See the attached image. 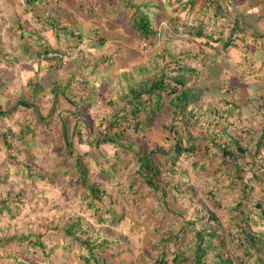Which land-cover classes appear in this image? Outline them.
Here are the masks:
<instances>
[{
	"label": "rangeland",
	"instance_id": "374dc122",
	"mask_svg": "<svg viewBox=\"0 0 264 264\" xmlns=\"http://www.w3.org/2000/svg\"><path fill=\"white\" fill-rule=\"evenodd\" d=\"M219 1L197 0L194 6H190L187 0H132L137 5L148 4L147 8L139 6V9L149 15L151 25L157 29V33L144 42H140L141 39L139 40L132 24L134 10L131 8H123L119 17L122 26L118 27V23L103 15L102 11L106 10L96 0H89L92 5L90 13H82V8L74 7V0H57L56 4L54 0L49 2L53 4L51 7L65 6L69 9L66 10L67 20L73 22L78 19L82 37L85 35L83 41L73 37L66 47H62L66 59L64 58V62L53 59L51 66L54 68L49 70L52 71L50 78L54 75L62 76L72 70L75 72L73 84L77 81L78 83L76 87H63L65 91L56 95L57 103L54 102L55 96L50 97L51 100L41 102L42 93L37 90L35 100L33 103L29 102L30 109L28 104H21L17 108L19 115L15 118L9 117L8 126L15 128V132H11L10 136L11 149L18 148L17 164L20 163V167L19 171L8 174L6 185L0 186L1 198L6 199L0 203V236H13L12 239L4 241L6 243L3 247L0 245V264H83L80 255H85V249L78 242L62 238V230L55 228L56 225H63L77 216L84 225L88 222L92 226L86 227V232L92 238H106L111 241L110 250L116 253L115 259H120V264H152L157 252L153 246L157 244L159 234L166 226L168 228V222H165L169 220V215L164 211H168L169 207L171 210L174 207L186 210L184 215H174V218H178L182 223L192 220V224L186 228V251L193 260L198 241L195 233L202 228L199 217L201 213H205L206 208H211L217 213L225 230L229 229L232 235L239 231L237 221L229 219V208L241 202L243 208L250 212V217H254L251 212H259L256 203L264 201V180L253 177L251 169L257 172L258 178L262 176V149H259L260 153H253L252 157L247 154L249 147L244 150L243 154L247 157L244 156L243 161L253 163L249 162L246 166L242 164L243 169L236 172L233 160L226 158L227 162L222 163L218 156L212 155L211 149L206 152V144L201 142L197 152L200 154L198 156H202L199 159L200 164L194 166L191 162L195 158L182 154L176 161L178 172L171 174L164 171L159 185L162 187L167 183L173 191L167 192L164 200L159 202L153 190L142 181L141 174L134 172L142 167V164L136 162V156L131 150L121 151L111 143L100 142L96 145L95 138H92L96 133L105 130L110 118L121 106L117 96L134 83L139 66L146 69L142 78L160 75L163 71L171 77L176 73L172 69L176 62L184 60L198 70L202 82L212 80L215 88L219 89V95L215 98H210V94L202 97L211 100L207 104L208 108L211 107V112L208 110L203 116V119H210V122L200 128L201 131L206 135L221 128L220 126H227L239 139L246 133L245 139L251 147L260 139L264 125V100L260 95L256 96L255 88L264 84V0H230L233 6L229 0ZM210 3L212 5L209 6ZM214 4L226 13V16L215 14ZM235 19L245 29L243 39L233 41L235 46L220 50V42L216 40H209L210 46L198 45V37L193 34V29L198 23L203 22L206 35L212 33L213 38L217 39L220 36L224 38L230 32ZM107 21L109 28L106 26ZM41 45L30 55L36 63L48 60L39 56L46 48ZM52 48H57V45ZM32 60L28 62L32 63ZM230 66L235 68L234 76L230 74L233 70ZM230 79H237L246 85L241 86V91L230 88L229 82L233 83ZM248 83L251 89L243 90L247 88ZM235 89L240 92L236 102L241 107L229 112L228 104L233 101L231 93ZM244 91L251 95L246 102H242ZM163 94L167 100L169 96L165 92ZM253 101L254 109L250 104ZM51 102H54V109L50 112ZM26 113L31 116L23 121ZM164 113L166 116L163 118L159 114L153 125L143 126L145 129L142 128V134L135 135L133 140L140 143L139 148L143 153H149L151 158L163 164L162 167L168 168L169 165L164 163L165 156L163 157L162 151L172 146L175 133L181 132L182 122H170V112ZM34 114L38 115L39 119H36ZM259 115H263L260 120ZM12 120L13 123L20 120L22 123L13 125ZM164 123H174L175 130L164 129ZM63 127H68L66 138L71 142L70 150L65 146ZM106 131L113 133L114 129L109 128ZM14 137L20 138L17 140ZM223 140L224 138L218 139L221 143ZM235 150L237 154L241 153ZM75 153L83 156L89 180L99 182L115 200L111 204L107 197L104 198V209L115 213L113 216L111 213L104 215L105 219L117 218L115 223L111 224L107 219L95 222L93 208L86 206L88 200L84 195L87 190L80 186L77 178L74 167ZM113 163L118 165L117 171L111 172L112 178L106 181L101 170ZM211 170L218 175V181L212 180ZM129 177L136 180V187H133L136 192L129 188ZM247 177L251 180L248 181ZM242 182H246V199H241L240 196ZM217 203L218 206L214 205ZM96 205L101 204L96 202ZM258 205L260 206L259 203ZM227 218L229 222L226 223ZM252 228L256 231L260 227L252 225ZM112 231L116 234L111 233ZM25 235H29L31 241L35 236H40L45 252L49 247L53 248L50 255L44 257L37 247L29 246L30 240L21 238ZM115 236H120L119 240ZM188 241L193 247L189 246ZM66 242L70 243L67 249L60 247ZM206 244L207 242H204L201 247ZM157 246L160 247L161 244ZM173 246L171 245V249ZM228 246L233 250L232 253L241 255L236 243ZM215 252L210 250L202 258L210 263L214 260ZM253 259L254 256L250 263Z\"/></svg>",
	"mask_w": 264,
	"mask_h": 264
},
{
	"label": "trees",
	"instance_id": "16d2710c",
	"mask_svg": "<svg viewBox=\"0 0 264 264\" xmlns=\"http://www.w3.org/2000/svg\"><path fill=\"white\" fill-rule=\"evenodd\" d=\"M36 1L37 0H25V4L29 7ZM84 1V3H79L78 0H74L76 3L74 7L77 9L82 8L83 10H80L82 13H90L92 11V5L89 3V0ZM96 1L106 10L102 11L103 15H107L108 20L112 19L115 23H118V27L122 26V22L121 20L119 21V17L123 8L127 7L133 9V17L131 20L139 36V40L141 39L140 42L149 41V39L157 33V29L151 25L149 15L145 12H141L139 9V6L147 8L148 4L139 3V5H137L134 4L132 0ZM171 1L174 0H170V2ZM195 1L197 0H187V3H189L190 6H194ZM216 2L219 3L220 1L216 0ZM229 2L231 1L229 0ZM210 5H212V3H210L209 6ZM231 5L233 6V2H231ZM213 7L215 14L226 16V13H224L216 4H214ZM116 18L118 19L116 20ZM234 21L235 23H232V25L230 24V32L224 38L220 36L217 39L213 38L212 33L211 35H206L203 22L198 23L197 27L193 29V34L198 37L196 38V40L198 39V45L200 47L210 46L211 43L209 40H216L220 42V47L218 48L220 50H222V48L224 50L228 47L235 46L233 41L238 38L243 39L245 29L238 24L237 19ZM49 25L53 29V32L58 40L63 39L61 38V33L62 35H69L72 39H74L73 37H78L80 41H82L85 36L83 34L82 37V33L78 32V28L70 22L62 24V21L52 18ZM106 26L109 28L108 21ZM251 34L255 35L253 32H251ZM52 50L63 53L62 48L43 49L44 52ZM231 63L235 62L231 61ZM194 68L195 67L189 66L184 60H181L177 61L176 66L172 68L176 71V73L171 77L164 74L163 71L160 75H152L151 77L142 78L146 69L144 66H139L136 70L135 75H137V78L133 81L134 83L128 85L127 90L120 92L117 96L122 103L121 106L114 112L113 117L110 118L111 120L107 123L105 130L100 133H96L95 136L92 137L95 138L96 145H99L100 142L111 143L115 148H119L121 151L131 150V153L136 156V162H141L142 164V167L137 168L134 172L138 175L141 174L142 181L149 189L153 190V194L157 197L159 202L164 200L167 192L173 191L167 183H164L162 187L159 185V183L162 182L164 171L171 174L178 172L179 168L176 165V161L179 160L182 154L185 157L193 156L196 161H192L191 163L194 166L197 165L202 156H196L195 152H197L198 149L200 150L201 142L206 144L205 151L208 152L211 149L212 155L218 156L219 161H222V163L227 162L226 158L233 160L234 165L236 166L234 168L236 172L243 169L241 167L242 164L246 166L247 164H250L249 162H251V164L253 163V161H243L244 156H246L243 154L245 152L244 150L249 147L247 154L252 157L253 153H256L254 152V149L262 147L264 142V125L262 132L259 135L260 139L257 140L252 147L248 144L249 141H246L247 139H245L246 133L241 135L239 139L233 135L232 131L228 130L229 128L227 126H220L221 128L212 130L211 133H207L206 135L201 131L200 128L206 126V124L210 122V119H203V116L208 110L211 112V107H209V109L207 106L211 100L202 99V97L203 95L210 94V98H215L216 95H219V89L218 87L215 88L212 80L202 82V78L199 76L198 70ZM74 73L75 72H72L71 70V72L59 77L57 75H54L52 78H50V76L40 77L36 80V82L31 84V88L36 91L35 93H37V90H40L41 92L48 93L54 97L65 91L62 89L63 87L70 88L71 86H77L76 84L78 81L76 84H73L75 81L73 75ZM40 79L41 81L39 82V85L37 81ZM231 81H233V83L230 84L229 82L230 88L234 89L242 85V83L236 79ZM164 92L167 96H169L167 100L164 97ZM228 105L229 108L227 109H229V112L239 107L235 101H231V103L229 102ZM168 111L170 112L171 117L170 122H172V120L174 123L182 122V128L179 134L175 133L176 137H174V143L172 146L167 150L162 151L163 157L165 156L164 163L169 165L168 168H164V166L162 167L163 164H159L158 161L151 158L149 153H143V151L139 148L140 143L136 142V140L134 141L133 139H135V135L142 134V130L145 129L143 126L148 127V125H151L155 122L159 114H161L164 118L166 116L164 112ZM61 115L62 113L60 116ZM174 123H170L169 125L164 123L162 126L164 129L172 131L175 130L173 125ZM216 123H219L218 120ZM67 128L68 127L62 128V131H64L62 135L65 136V146L70 150L71 142L66 138L68 132ZM73 128L74 122H72L71 129L73 130ZM109 128L110 130L114 129L113 133L106 131ZM3 137L5 147L11 149V140H7L5 135ZM221 138H224L222 143L218 141V139ZM207 141L210 143L208 144ZM234 143L235 145H233ZM241 146H243V148ZM235 149L241 151V153L237 154ZM79 154L80 153H75L74 167L78 174L77 178L80 186L87 190L84 195V197L88 200L86 206L93 208V217L95 218L96 223L103 222L107 219H105L104 215L111 213L113 216L115 214L112 210L107 211L104 209V198L107 197L111 204L115 200L105 189L102 188V185L99 182L89 180L87 170L83 162L84 158ZM240 157L241 159L238 160ZM117 168L118 165L113 163L112 165H108L106 169H102L101 172H103L102 174L104 179L109 181L112 178L111 172L117 171ZM252 174L256 179L264 180V172L261 173L262 176L260 178H258L257 172L253 169H251V175ZM247 179L248 181L251 180L249 177H247ZM127 182L129 188L134 190L133 187H136V180L129 177ZM242 184L243 187L241 189L242 193L240 196H242L241 199H246V182H242ZM134 192L136 191L134 190ZM5 201L6 199L0 197V203ZM96 202L101 205L97 206ZM258 203H256V206L259 208V212H251L254 217H250V212H248L245 207L243 208V204L241 202L236 203L235 206H232L227 210L229 219L236 220L238 224L237 228L239 232H236L235 235H232V233L229 232V229L225 230L222 222L214 210L206 208L205 213H201L199 217L202 228L195 233L198 241L196 243L197 248L195 249V258L192 257L193 260L190 255H187L186 251V228L188 225L192 224V220L182 223L178 218H174V215L175 217H177V215H184L186 210L181 209L180 207H177V209L174 207V209L171 210L169 207L168 211L167 209L164 211L166 215H169V220L165 222H168V228L166 226L167 229L165 228V230L159 234L160 237L158 242L155 246H153L154 250H157V252L154 255L152 264H264V229H261L264 227V201L261 200V202ZM214 205L218 206V203ZM229 219H226V223L229 222ZM116 221L117 218L107 219V222L111 224ZM252 225H258L260 230L258 229L255 231V229L252 228ZM86 227L92 228L88 222H85L84 225L81 222V218L77 216L75 219H71L63 225H56L55 228L59 231L62 230V238L65 237L66 239H70V241L72 240L78 242L80 246L85 249V255H80L83 264H117V261L120 260H114L116 253H112L110 250L109 243L111 241L106 238H101L100 240H98L97 237L92 238L91 235L86 232ZM111 233L116 234L114 231ZM119 235H121V233H119ZM12 237L7 238L5 236H0L1 247H3L6 243H4L5 240L12 239ZM28 237L30 236L25 235L21 238L27 239ZM118 237L120 236H115L117 240H119ZM204 242H207V244L201 247V244ZM28 243L31 247H37L39 252H41L44 257H48L53 249L52 247H49V250L45 252L42 238L38 235L35 236L32 241H28ZM188 243L189 246L193 247L189 241ZM234 243L237 244L236 248L240 250L241 255L232 253L233 250L230 246H228V244L230 245ZM69 244L70 243L66 242L63 245H60V247L67 249ZM158 244H161V246H157ZM171 245H174L173 249H171ZM231 246L233 247V245ZM210 250L216 252L213 253L214 260L209 263L203 258ZM253 256L255 259H253L250 263V259H252Z\"/></svg>",
	"mask_w": 264,
	"mask_h": 264
},
{
	"label": "crops",
	"instance_id": "0c3cea01",
	"mask_svg": "<svg viewBox=\"0 0 264 264\" xmlns=\"http://www.w3.org/2000/svg\"><path fill=\"white\" fill-rule=\"evenodd\" d=\"M49 2H51V0H37L32 6L27 7L25 0H0V186L2 184L6 185L8 174L13 171H19L18 169L20 167V163L17 164L19 160L18 148L9 149L5 147L3 141L4 135L7 140H11V132H15V128L9 127L7 122L11 117L15 118L16 115H19L17 108L20 107L21 104H28L29 107V102L33 103L36 91L31 88V84L36 82L40 77L50 76L52 71L49 72V70H52V67L54 68V66H51L54 61L53 59L36 63L32 60L30 55H33L36 49L42 46L41 44L45 45L48 49H53L52 46L57 45V48L60 49L67 45L68 41L71 42L72 39L69 35H62L61 33V38L63 39L58 40L53 29L49 25L52 18L62 21V24L70 22L67 20L66 14V10L69 9H66L65 6L64 8L51 7L53 4ZM54 2V4H56L57 0H54ZM70 23L77 24L75 25L79 30L77 31L80 33L82 32L80 29L81 23L78 19ZM31 60L32 63L28 62ZM230 68L231 70L233 69L230 74L234 76L236 74L235 68H233V66H230ZM258 82H260V79ZM37 83L40 85L39 80ZM244 84L245 83H242V85ZM247 85V88L243 90L251 89V87L249 88L250 84L248 83ZM260 85L257 87L258 89L255 88V91H257L256 96L260 95V98L262 97L264 100V84ZM241 86L236 89H240L239 91H241ZM235 90L232 91L231 98L236 102V98L238 99V94L240 92ZM244 92L245 95L242 97V102H246V100H249L251 97L250 94H247V91ZM41 93V102H46L48 99L51 100L50 97L52 96L50 94ZM236 93L237 95H235ZM55 99L54 102L57 103L56 96ZM54 102L49 104L50 112L54 109ZM250 104L252 105V109H254V101ZM239 107L241 106L239 105ZM36 111L39 115V110L37 109ZM38 115H35L36 119H39ZM25 116L26 117L23 121L29 119L31 114L28 113ZM262 117L263 115H259L258 119L260 120ZM13 122L14 120H12V123ZM16 123L20 124L22 121H17L13 123V125ZM14 134L15 133H13L12 136H14ZM14 138L19 140L20 137ZM262 146H264V142ZM263 148L264 147H260L259 149L264 150ZM259 149H254V152L260 153ZM197 152H195L196 156L200 155L197 154ZM200 162L201 161H199L198 164H200ZM216 169L217 167L214 170ZM213 171L212 180L215 179L218 181V175L214 174ZM117 264L120 263L118 262Z\"/></svg>",
	"mask_w": 264,
	"mask_h": 264
},
{
	"label": "built area",
	"instance_id": "2783aa9c",
	"mask_svg": "<svg viewBox=\"0 0 264 264\" xmlns=\"http://www.w3.org/2000/svg\"><path fill=\"white\" fill-rule=\"evenodd\" d=\"M39 56L44 59H58V60H61L62 62L65 61L64 60L65 56L63 53L55 52L53 50L49 52L43 51V53H40Z\"/></svg>",
	"mask_w": 264,
	"mask_h": 264
}]
</instances>
